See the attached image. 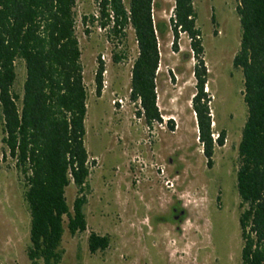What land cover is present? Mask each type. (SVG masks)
Segmentation results:
<instances>
[{
	"label": "rangeland",
	"instance_id": "rangeland-1",
	"mask_svg": "<svg viewBox=\"0 0 264 264\" xmlns=\"http://www.w3.org/2000/svg\"><path fill=\"white\" fill-rule=\"evenodd\" d=\"M154 2V21L168 26L174 0ZM193 6L201 31L212 138L224 134L223 145L214 146L210 167L198 140L191 103L196 93V61L192 55L189 60L182 58L191 52L186 35H180L178 52L173 51L170 28L158 36L155 85L162 121L148 127L130 97L137 57L133 30H127L124 40L110 41L107 31L82 23L83 17L97 14L93 0H77L74 13L87 92L84 145L90 175L83 208L86 231L70 235L64 218L59 264H240L237 149L247 109L242 73L232 65L241 36L237 2L194 0ZM99 61L104 73L97 96ZM24 80L25 65L17 61L12 90L19 97ZM2 138L0 121V264H30L26 255L30 215L24 186L14 161L4 157ZM76 195V187L70 184L65 189L70 211ZM171 200L186 211L180 226L170 220ZM90 233L107 236L108 247L90 254ZM212 238L214 245L220 241L219 249H212Z\"/></svg>",
	"mask_w": 264,
	"mask_h": 264
},
{
	"label": "trees",
	"instance_id": "trees-1",
	"mask_svg": "<svg viewBox=\"0 0 264 264\" xmlns=\"http://www.w3.org/2000/svg\"><path fill=\"white\" fill-rule=\"evenodd\" d=\"M240 23V45L232 65L243 76V102L247 117L237 149L236 188L240 198V264H264V0H235ZM77 0H0V121L4 157L14 161L24 186L30 215L26 255L30 264H59L64 218L70 235L86 231L83 212L87 204L89 155L84 145L87 92L83 82L74 9ZM97 14L82 19L98 27L108 39L124 40L133 30L137 45L130 80L131 101L138 116L150 127L161 123L156 105V76L160 61L158 36L172 33L173 51L180 35L189 40L195 59L196 93L191 103L197 120L198 140L210 167L214 146L224 134L212 138L210 100L204 87L201 31L196 26L194 0H174L168 26L155 22L154 0H93ZM214 23V16H212ZM88 34V30H85ZM118 61V57H113ZM25 65L22 96L13 93L16 62ZM104 66L95 77L100 96ZM77 190L72 211L65 189ZM90 254L104 251L107 236L90 233Z\"/></svg>",
	"mask_w": 264,
	"mask_h": 264
},
{
	"label": "flooded vegetation",
	"instance_id": "flooded-vegetation-1",
	"mask_svg": "<svg viewBox=\"0 0 264 264\" xmlns=\"http://www.w3.org/2000/svg\"><path fill=\"white\" fill-rule=\"evenodd\" d=\"M172 201V200H171ZM168 211H169V217H170V220L172 223H177L179 226L182 224V222L184 221V218L186 216V211L185 209L182 207V204H180L179 202H174L172 201L170 203V206L168 208ZM182 219L181 222H179V220ZM164 219L162 218V221ZM176 231H179L180 230V227H176L175 228ZM214 239L212 238L210 240V244L212 246V249L215 250V247L216 249H219L220 247H217L220 245V241L216 242V245H214ZM222 245V243H221ZM226 250V249H225Z\"/></svg>",
	"mask_w": 264,
	"mask_h": 264
},
{
	"label": "built area",
	"instance_id": "built-area-1",
	"mask_svg": "<svg viewBox=\"0 0 264 264\" xmlns=\"http://www.w3.org/2000/svg\"><path fill=\"white\" fill-rule=\"evenodd\" d=\"M118 103H120V102H118ZM160 171H161V173H163L162 169ZM168 183H169V181L166 182V185H169ZM170 187H172V184H170Z\"/></svg>",
	"mask_w": 264,
	"mask_h": 264
},
{
	"label": "water",
	"instance_id": "water-1",
	"mask_svg": "<svg viewBox=\"0 0 264 264\" xmlns=\"http://www.w3.org/2000/svg\"><path fill=\"white\" fill-rule=\"evenodd\" d=\"M181 221H182V219L179 220V222H181Z\"/></svg>",
	"mask_w": 264,
	"mask_h": 264
}]
</instances>
